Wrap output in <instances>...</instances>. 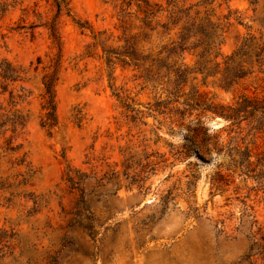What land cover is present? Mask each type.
Instances as JSON below:
<instances>
[{
    "label": "rangeland",
    "instance_id": "rangeland-1",
    "mask_svg": "<svg viewBox=\"0 0 264 264\" xmlns=\"http://www.w3.org/2000/svg\"><path fill=\"white\" fill-rule=\"evenodd\" d=\"M57 1L59 12L55 0H0V64L26 72L0 89V106L27 117L17 153L7 150L11 132L0 135V264H264V128L232 126L205 110L264 100V74L228 91L199 75L167 108L186 110L182 119L159 114L154 104L174 99L132 67H108L94 36L120 45L121 10L135 22L165 0ZM258 1L214 3L224 26L218 62L249 33L264 41ZM56 56L57 126L49 133L41 66L34 69L37 58ZM192 84L198 94L184 107ZM203 131L217 144L201 157ZM242 152L247 161L234 166ZM135 176L140 186L129 185Z\"/></svg>",
    "mask_w": 264,
    "mask_h": 264
},
{
    "label": "trees",
    "instance_id": "trees-1",
    "mask_svg": "<svg viewBox=\"0 0 264 264\" xmlns=\"http://www.w3.org/2000/svg\"><path fill=\"white\" fill-rule=\"evenodd\" d=\"M252 6H257L258 0H247ZM216 0H165L164 4L156 5L155 8L143 13L141 17L136 16L135 22L129 20L132 14L121 10L122 13V42L116 47L106 45L108 38L99 33L94 36L95 46H99L102 56L108 67L120 64L122 67H132L141 72L140 77L154 89L161 88L167 97L174 100L159 101L154 104V111L159 114L185 116L186 110L170 108L168 106L178 104L181 91L189 84L197 80L200 75L205 83L213 78L214 84L223 90H230L240 81L252 77L256 73L264 74V41L253 34H247L238 43L234 51L225 56L220 63L217 61L220 55L222 33L224 26L220 18L216 16L214 3ZM57 12L60 11L61 3L55 0ZM131 4L127 3V7ZM7 11L6 7L0 5V14ZM228 20L229 17H224ZM264 27V19L260 21ZM127 24V25H126ZM126 25V26H125ZM81 26V25H80ZM50 37L54 43H58V37L53 23L49 25ZM191 57L193 64L189 66L185 59ZM35 71L41 66V85L43 90L41 105L44 114L41 119V127L50 131L57 126L55 87L60 74V57L50 58L43 63L37 58ZM26 74L24 69H15L8 62L0 64V89L7 92L12 83L23 82ZM20 91H25L20 87ZM198 94L197 86L191 85L190 92L182 103L185 107H191L189 100H194ZM118 96V95H117ZM19 100L24 95H18ZM12 108L17 103L10 101ZM127 109L129 107L127 106ZM205 110L217 114L228 120L231 125L246 122L251 129L261 130L264 128V100L256 101L242 97L236 107H214L207 106ZM132 111V110H130ZM199 120L196 122L198 125ZM27 125V117L15 109L6 110L0 106V135L10 131L11 136L7 140V150L17 153L21 146H13V141L23 135ZM196 134L200 133L195 130ZM201 145L196 147L197 153L204 154L215 148L217 138H209L203 131ZM241 161L235 162L234 166L241 167L248 158L245 152L241 153ZM17 165L27 167L24 158L18 160ZM74 184L72 179H69ZM143 178L135 176L130 178L129 185L140 186ZM120 186L119 184L117 185Z\"/></svg>",
    "mask_w": 264,
    "mask_h": 264
}]
</instances>
